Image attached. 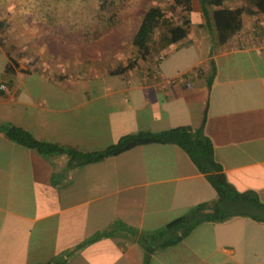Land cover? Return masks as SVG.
Here are the masks:
<instances>
[{
    "label": "crops",
    "instance_id": "1",
    "mask_svg": "<svg viewBox=\"0 0 264 264\" xmlns=\"http://www.w3.org/2000/svg\"><path fill=\"white\" fill-rule=\"evenodd\" d=\"M24 2L0 0V37L9 35L10 17L19 21L16 56L0 44V124L82 152L139 130L202 126L227 182L264 204V13H242L240 29L216 44L192 0L196 16L188 14L186 36L140 59L130 43L140 18L120 31L125 39L116 51L109 49L113 29L92 44L67 30L73 39L65 45L76 46L68 52L41 41V24L30 31L21 23L25 13L9 12ZM33 4L53 7L49 15L43 7L40 20L56 18L57 0ZM119 17L130 21L132 14ZM9 57L17 64L5 72ZM129 58L135 62L128 68L111 71ZM67 159L43 156L0 131V264H264V205L239 201L224 202L229 216L198 222L144 262L125 226L153 232L216 198L178 145L138 144L76 166Z\"/></svg>",
    "mask_w": 264,
    "mask_h": 264
},
{
    "label": "trees",
    "instance_id": "2",
    "mask_svg": "<svg viewBox=\"0 0 264 264\" xmlns=\"http://www.w3.org/2000/svg\"><path fill=\"white\" fill-rule=\"evenodd\" d=\"M199 11L204 23L212 29L213 42L224 43L241 27V14L264 13V0H241L235 6L222 5V0H197ZM110 0H99L97 17L101 20L106 12L104 6ZM192 10V0H171L166 7L149 4L141 14L137 27L130 38V43L136 49V58L145 59L150 53L159 51L169 43L178 41L186 36L189 17ZM112 13L107 15L111 20ZM0 20V26L2 25ZM0 37V44L1 42ZM4 65V71L10 72L11 64H17L15 58L9 57ZM135 62L129 58L125 65H119L112 72H121ZM4 83V82H3ZM0 91H3L0 88ZM0 131L10 140L34 149L43 156L53 153H63L67 156L68 165L76 166L87 162L97 161L106 156L117 154L132 146L150 142H171L183 149L191 158L199 171L216 192V198L200 202L190 207L179 218L170 221L153 232L137 233L136 230L124 227L136 235V241L144 252V262L149 253L179 241L198 222L202 220H218L230 215L222 206L225 202L239 201L252 205H264L251 191H237L226 180L220 165L212 157V145L209 137L204 134L202 126L192 129L189 125H179L160 131L139 130L121 135L116 141L101 149L79 151L65 147L56 142L36 139L26 129L12 123L0 124ZM222 204V205H221ZM50 264V262L38 263ZM54 264H59L55 262Z\"/></svg>",
    "mask_w": 264,
    "mask_h": 264
},
{
    "label": "rangeland",
    "instance_id": "3",
    "mask_svg": "<svg viewBox=\"0 0 264 264\" xmlns=\"http://www.w3.org/2000/svg\"><path fill=\"white\" fill-rule=\"evenodd\" d=\"M98 1L99 0H57V4L54 8L56 12V18L54 20L51 19V23L50 21L45 19L48 18L47 16L52 12L49 9H53V7H45V5H40L38 7V5L36 6L33 4V0H25L22 6L20 5L14 8L13 6H10L9 12L15 14L19 12L25 13V18L23 21H21V23L27 25L30 31H33L35 27L39 28L41 24L44 28H47L40 33L41 39H44L41 41H43L44 43L47 42L48 47L52 45V47H57L60 50H63L65 48L68 50V52L69 48L71 49L70 46H72V48H75L76 46L74 44H71L69 46H67L68 44L65 45V40L70 39V37L71 39H73L71 35L68 36V34L66 33L67 30L76 35L79 33L86 35V37L90 38L89 44H92L93 42H97V39L95 41L92 40L91 37L94 38L98 35V33H101L108 29H113L114 32L108 33L110 39H112V45H110L111 48L109 49L112 51H116V49L119 48L120 41L125 39L124 34L120 31L122 29L131 30L135 20L141 17L142 12L149 4H157L164 8L171 2V0H110V4L104 6V12L106 13L100 20L97 17ZM224 1L234 2V0H222V2ZM43 7H45V11H43V13L49 14L44 17V20H40L37 15L40 14V11ZM110 12L112 13V18L111 20H108L107 15H109ZM125 14H132L130 21H124L121 19L118 20V18H120L119 16ZM195 16L196 12L194 9L190 13V18L193 20ZM63 17L66 18V20H64ZM8 24L10 28L9 35L7 37H1V40L3 41V43H7L8 50L5 51L6 54L16 56V42H18L19 39V37L16 36L18 33L16 29L18 28L17 24H19V21L16 19V17H10V21L8 22ZM204 30H206L205 27ZM90 48L92 49L91 46ZM126 48L128 47L126 46ZM0 64H2L1 57ZM17 107L18 106H14L10 109L12 111H16Z\"/></svg>",
    "mask_w": 264,
    "mask_h": 264
},
{
    "label": "built area",
    "instance_id": "4",
    "mask_svg": "<svg viewBox=\"0 0 264 264\" xmlns=\"http://www.w3.org/2000/svg\"><path fill=\"white\" fill-rule=\"evenodd\" d=\"M0 88H2V89L5 88V84L3 82L0 83Z\"/></svg>",
    "mask_w": 264,
    "mask_h": 264
}]
</instances>
